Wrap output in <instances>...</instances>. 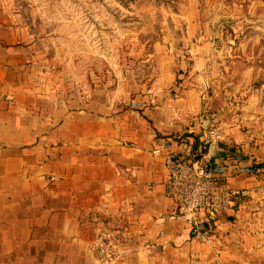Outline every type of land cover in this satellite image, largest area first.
Returning a JSON list of instances; mask_svg holds the SVG:
<instances>
[{"label": "crops", "instance_id": "0c3cea01", "mask_svg": "<svg viewBox=\"0 0 264 264\" xmlns=\"http://www.w3.org/2000/svg\"><path fill=\"white\" fill-rule=\"evenodd\" d=\"M35 43L0 6V264H103V238L117 264H264V172L229 178L246 193L208 241L174 214L154 148L203 130L178 86L56 71Z\"/></svg>", "mask_w": 264, "mask_h": 264}, {"label": "rangeland", "instance_id": "374dc122", "mask_svg": "<svg viewBox=\"0 0 264 264\" xmlns=\"http://www.w3.org/2000/svg\"><path fill=\"white\" fill-rule=\"evenodd\" d=\"M0 6L35 38L37 54L53 70L72 65L111 86H178L174 96L189 100L193 120L203 123L200 135L219 127L220 143L240 147L264 169V0H0Z\"/></svg>", "mask_w": 264, "mask_h": 264}, {"label": "built area", "instance_id": "2783aa9c", "mask_svg": "<svg viewBox=\"0 0 264 264\" xmlns=\"http://www.w3.org/2000/svg\"><path fill=\"white\" fill-rule=\"evenodd\" d=\"M192 139L181 135L156 146L154 152L164 157L165 192L175 203V216L186 222L192 238L208 241L214 236L219 216L234 209L246 193L244 188L233 185L229 178L239 175L257 177L264 169L251 157H246L240 147L230 156L221 154L225 148L220 144L223 135L217 126L204 129L200 136L204 146L208 147L200 156L192 150ZM173 142L177 148L172 147ZM212 143L218 145V155L209 152ZM116 248L115 241L101 240L99 254L103 264H117Z\"/></svg>", "mask_w": 264, "mask_h": 264}, {"label": "trees", "instance_id": "16d2710c", "mask_svg": "<svg viewBox=\"0 0 264 264\" xmlns=\"http://www.w3.org/2000/svg\"><path fill=\"white\" fill-rule=\"evenodd\" d=\"M222 145L225 148V151H222L221 154L225 155V156H230L232 155L235 151H236V146L235 145H231L229 146L228 144H224L222 143ZM208 149V147L204 146V144L202 143V141L199 139V136H194V138L192 139V150L193 152L198 153L197 156H200V153H204L206 152ZM264 164V163H262Z\"/></svg>", "mask_w": 264, "mask_h": 264}]
</instances>
